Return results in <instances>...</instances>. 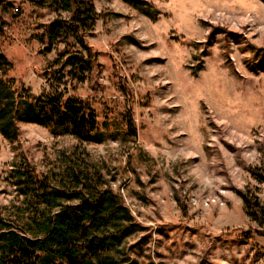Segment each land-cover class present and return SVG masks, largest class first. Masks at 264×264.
Here are the masks:
<instances>
[{"label": "rangeland", "instance_id": "rangeland-1", "mask_svg": "<svg viewBox=\"0 0 264 264\" xmlns=\"http://www.w3.org/2000/svg\"><path fill=\"white\" fill-rule=\"evenodd\" d=\"M91 1L97 61L72 84L46 79L67 48L40 53L37 36L68 13L0 0V52L21 94L78 96L104 130L101 142L27 121L14 142L0 132V212L15 201L13 161L60 172L75 151L141 225L123 243L137 264H264V234L243 199L257 196L264 208V56L254 55L264 48V0Z\"/></svg>", "mask_w": 264, "mask_h": 264}, {"label": "trees", "instance_id": "trees-1", "mask_svg": "<svg viewBox=\"0 0 264 264\" xmlns=\"http://www.w3.org/2000/svg\"><path fill=\"white\" fill-rule=\"evenodd\" d=\"M49 4L66 16L53 19L37 34L51 52L59 43L65 50L43 72L47 80L85 82L97 61V51L87 43L99 18L91 0H28ZM136 6L146 0H130ZM135 42L140 40L132 38ZM254 55L264 56V48ZM0 52V132L17 140L19 121L34 122L54 132L73 135L84 142H101L104 130L94 107L75 95L45 100L21 94L22 86L7 76L11 66ZM128 134L135 136L131 117ZM7 176L16 192L15 201L0 212V264H137L124 241L141 228L120 194L107 185L93 162L83 163L73 151L60 172H39L26 159L13 161ZM248 215L264 234V208L257 196L243 194Z\"/></svg>", "mask_w": 264, "mask_h": 264}]
</instances>
